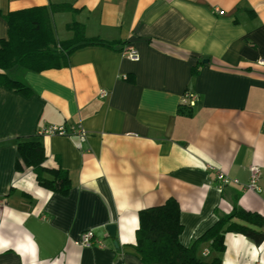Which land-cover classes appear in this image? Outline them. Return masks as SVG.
<instances>
[{
  "label": "crops",
  "instance_id": "0c3cea01",
  "mask_svg": "<svg viewBox=\"0 0 264 264\" xmlns=\"http://www.w3.org/2000/svg\"><path fill=\"white\" fill-rule=\"evenodd\" d=\"M51 4L74 9L52 15L68 17L65 39L77 21L110 45L24 72L31 96L0 86V264H141L138 213L168 198L178 202L184 246L234 207L264 218V0H0V41L9 12ZM133 46L137 60L126 54ZM185 92L196 96L192 107ZM51 125L87 134L79 144L39 133ZM27 139L42 144L45 167L67 171L66 194L41 187L31 167L16 169ZM251 165L255 190L244 187ZM216 171L239 183L218 188ZM87 230L103 245L76 244ZM224 246L216 253L203 242L198 257L264 264V242L226 232Z\"/></svg>",
  "mask_w": 264,
  "mask_h": 264
},
{
  "label": "trees",
  "instance_id": "16d2710c",
  "mask_svg": "<svg viewBox=\"0 0 264 264\" xmlns=\"http://www.w3.org/2000/svg\"><path fill=\"white\" fill-rule=\"evenodd\" d=\"M60 11L74 9L66 4H51L11 11L5 16L7 38L0 41V86L31 96L33 90L22 78L24 72L41 73L63 67L71 52L84 45H110L99 38H87L83 34L84 26L77 21L66 24V29L72 32L71 38L57 40L52 15ZM17 151V170L22 169V164L31 167L41 187L63 195L69 191L67 171L43 165L46 156L38 140L19 141ZM233 219L264 228L260 214L234 207L228 214L221 215L203 235L184 246L179 239L183 230L180 208L174 198H168L163 204L139 211L134 249L141 264H221L218 255L209 260L198 257L200 244L209 242L214 252L221 253L226 232L241 233L255 244L264 242V230L247 228Z\"/></svg>",
  "mask_w": 264,
  "mask_h": 264
},
{
  "label": "built area",
  "instance_id": "2783aa9c",
  "mask_svg": "<svg viewBox=\"0 0 264 264\" xmlns=\"http://www.w3.org/2000/svg\"><path fill=\"white\" fill-rule=\"evenodd\" d=\"M219 13L223 14V11H219ZM126 54L131 60L138 59V54L134 46L128 47L126 50ZM257 63L260 65H264V57L260 58L257 61ZM105 94H106L105 91H101L100 96L103 97L105 96ZM195 100H196V96L189 92H185L182 96V104L189 106V107H192L194 105ZM39 133L40 134H53V135L55 134L56 136L57 135L79 136L83 139L87 134V132L81 127H78L69 133L65 130L63 126H56V125H51L46 128H43L41 131H39ZM249 173H250L249 182L244 187L249 190H255L257 188L256 182H257V179L260 173L259 167L256 165H251L249 167ZM216 178L219 183L218 188H221L222 186L228 185V184L233 185V184L239 183L238 179H235L233 177L230 178L223 171H216ZM3 204H4L3 200H0V216H1V210H2ZM76 244L81 245L83 247H87V248L95 244L99 246L103 245L101 240L94 238V234L91 230L84 231L80 236V240L77 241ZM207 253H208L207 251H204L202 255H206Z\"/></svg>",
  "mask_w": 264,
  "mask_h": 264
},
{
  "label": "rangeland",
  "instance_id": "374dc122",
  "mask_svg": "<svg viewBox=\"0 0 264 264\" xmlns=\"http://www.w3.org/2000/svg\"><path fill=\"white\" fill-rule=\"evenodd\" d=\"M68 20V17L63 15V16H59V17H53L52 18V22H53V26H54V30H55V36L57 40H63L66 38V30L63 27V24Z\"/></svg>",
  "mask_w": 264,
  "mask_h": 264
},
{
  "label": "water",
  "instance_id": "95a60500",
  "mask_svg": "<svg viewBox=\"0 0 264 264\" xmlns=\"http://www.w3.org/2000/svg\"><path fill=\"white\" fill-rule=\"evenodd\" d=\"M75 141H77L79 144L81 143V141L83 140V138L79 137V136H74ZM106 230L108 231L107 234L110 235L111 238H115V234H116V225L114 224H110L106 226Z\"/></svg>",
  "mask_w": 264,
  "mask_h": 264
}]
</instances>
